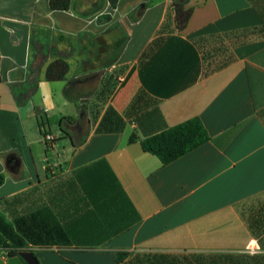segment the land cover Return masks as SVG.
I'll list each match as a JSON object with an SVG mask.
<instances>
[{
    "label": "crops",
    "instance_id": "1",
    "mask_svg": "<svg viewBox=\"0 0 264 264\" xmlns=\"http://www.w3.org/2000/svg\"><path fill=\"white\" fill-rule=\"evenodd\" d=\"M193 117L199 146L142 149ZM0 176L40 264H264V0H0Z\"/></svg>",
    "mask_w": 264,
    "mask_h": 264
},
{
    "label": "trees",
    "instance_id": "2",
    "mask_svg": "<svg viewBox=\"0 0 264 264\" xmlns=\"http://www.w3.org/2000/svg\"><path fill=\"white\" fill-rule=\"evenodd\" d=\"M111 6L116 4V0H109ZM53 9H68L70 0H49ZM174 14L176 27H183L190 14V9L182 5H175ZM205 57H207L205 55ZM67 71V63L62 58L57 57L46 67L45 77L48 80L61 79ZM135 139L131 134L130 141ZM208 139V133L198 117L187 119L179 124L167 126L158 132L148 134L141 140L143 150L155 154L163 164H167L193 148L199 146ZM1 180V176H0ZM0 232L5 237V246L8 247L9 254H18L24 247L25 241L19 235L13 225L0 213ZM40 264V263H39Z\"/></svg>",
    "mask_w": 264,
    "mask_h": 264
},
{
    "label": "water",
    "instance_id": "3",
    "mask_svg": "<svg viewBox=\"0 0 264 264\" xmlns=\"http://www.w3.org/2000/svg\"><path fill=\"white\" fill-rule=\"evenodd\" d=\"M19 255L28 263V264H39V261L35 254L31 250H21Z\"/></svg>",
    "mask_w": 264,
    "mask_h": 264
},
{
    "label": "rangeland",
    "instance_id": "4",
    "mask_svg": "<svg viewBox=\"0 0 264 264\" xmlns=\"http://www.w3.org/2000/svg\"><path fill=\"white\" fill-rule=\"evenodd\" d=\"M109 29H114L113 27L111 28V27H109ZM123 40H124V36H123V34H119V37L116 39V41H115V46H112L111 45V49H112V51H110V52H112V54H113V52H115L116 51V49L117 48H120V46H121V44H122V42H123ZM115 49H114V48ZM105 48V47H104ZM107 49V48H106ZM210 49L208 48V49H205V54H207V57H211L212 55H210L211 54V52L209 51ZM209 55V56H208ZM103 69V68H102ZM50 140V139H49Z\"/></svg>",
    "mask_w": 264,
    "mask_h": 264
},
{
    "label": "built area",
    "instance_id": "5",
    "mask_svg": "<svg viewBox=\"0 0 264 264\" xmlns=\"http://www.w3.org/2000/svg\"><path fill=\"white\" fill-rule=\"evenodd\" d=\"M44 139H45V140H49V139H51V135L46 133V134L44 135Z\"/></svg>",
    "mask_w": 264,
    "mask_h": 264
}]
</instances>
